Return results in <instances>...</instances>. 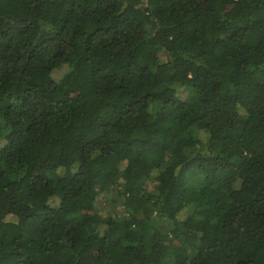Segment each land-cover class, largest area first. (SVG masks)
Instances as JSON below:
<instances>
[{"label":"trees","instance_id":"obj_1","mask_svg":"<svg viewBox=\"0 0 264 264\" xmlns=\"http://www.w3.org/2000/svg\"><path fill=\"white\" fill-rule=\"evenodd\" d=\"M0 264H264V0H0Z\"/></svg>","mask_w":264,"mask_h":264},{"label":"rangeland","instance_id":"obj_2","mask_svg":"<svg viewBox=\"0 0 264 264\" xmlns=\"http://www.w3.org/2000/svg\"><path fill=\"white\" fill-rule=\"evenodd\" d=\"M63 71H64V69H63ZM56 75L57 76H60V74L59 73H56ZM186 96L187 95V91L184 93H182V96ZM117 189V188H116ZM114 196H116V194L115 195H112L111 193H109V195H106V194H104L101 198H100V200H99V207H100V209H103L104 208V214H107V211H106V207H107V209H108V211H117V212H119V213H123V209H122V207H120L119 205V201H115V202H113L112 201V198L114 197ZM114 203L115 204H117V206L118 207H115L114 206Z\"/></svg>","mask_w":264,"mask_h":264}]
</instances>
